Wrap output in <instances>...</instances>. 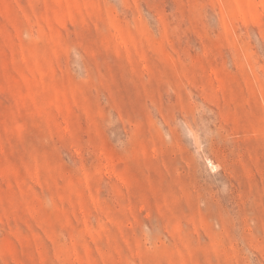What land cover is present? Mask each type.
<instances>
[{
	"label": "rangeland",
	"instance_id": "obj_1",
	"mask_svg": "<svg viewBox=\"0 0 264 264\" xmlns=\"http://www.w3.org/2000/svg\"><path fill=\"white\" fill-rule=\"evenodd\" d=\"M0 264H264V0H0Z\"/></svg>",
	"mask_w": 264,
	"mask_h": 264
}]
</instances>
